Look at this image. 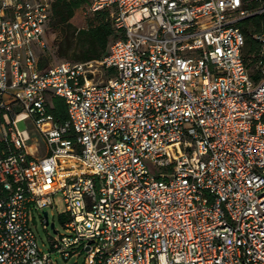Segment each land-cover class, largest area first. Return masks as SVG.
Returning a JSON list of instances; mask_svg holds the SVG:
<instances>
[{"label":"built area","instance_id":"1","mask_svg":"<svg viewBox=\"0 0 264 264\" xmlns=\"http://www.w3.org/2000/svg\"><path fill=\"white\" fill-rule=\"evenodd\" d=\"M54 1L0 0V264H264V65L254 82L240 28L264 0H89L122 36L41 69ZM58 194L44 252L33 227Z\"/></svg>","mask_w":264,"mask_h":264},{"label":"trees","instance_id":"2","mask_svg":"<svg viewBox=\"0 0 264 264\" xmlns=\"http://www.w3.org/2000/svg\"><path fill=\"white\" fill-rule=\"evenodd\" d=\"M250 7L256 8L258 4L253 0ZM77 16L85 18L82 28L73 24ZM240 28L246 37L243 59L250 78L258 83L262 79L264 49L261 41L255 36L264 34V16L247 19L240 23ZM54 33L59 36L57 61L53 60L54 55L50 52L48 41ZM121 36V31L115 27L111 9L93 12L90 10L89 0H55L45 27L47 49L39 53L40 68L46 69L59 62L79 63L101 59L108 54L111 44ZM47 108L53 115L55 124L61 125L68 120L67 106L62 98L48 96ZM7 155L8 148L2 139L0 158ZM28 160L31 158L28 157Z\"/></svg>","mask_w":264,"mask_h":264},{"label":"rangeland","instance_id":"3","mask_svg":"<svg viewBox=\"0 0 264 264\" xmlns=\"http://www.w3.org/2000/svg\"><path fill=\"white\" fill-rule=\"evenodd\" d=\"M84 21L85 18H83L82 16H77L73 20V24L77 28H82V26L84 25ZM47 36H49L48 32H47ZM48 41L50 45V52L54 55L53 60L54 61L59 60L56 54L57 45L59 43L58 34L54 33L52 38H50ZM18 128L20 131H24V130L27 131L30 136V141L27 143V145L29 147V153H30L29 157L31 158V160L39 159L45 156L46 155L45 139L42 136L40 130L34 124V122L31 119L21 120L18 123ZM1 140L2 138H1V129H0V141ZM56 204H57V208L46 209V212L49 213V221H50V226L47 228L48 230L46 231L43 228L38 217H37V225L33 227L35 234L37 236L38 245L41 248V250H43L44 252H48L50 249L49 236L54 237V230L51 227V223H55L56 230H58L60 233L63 232V228L61 224L62 221L58 215L60 212L64 210V204L62 201V196L60 194L56 196ZM53 258L58 261V264H66L59 255L54 254Z\"/></svg>","mask_w":264,"mask_h":264},{"label":"water","instance_id":"4","mask_svg":"<svg viewBox=\"0 0 264 264\" xmlns=\"http://www.w3.org/2000/svg\"><path fill=\"white\" fill-rule=\"evenodd\" d=\"M44 216H45V218L47 219V217H48V213L45 211L44 212ZM51 227H53V224H51Z\"/></svg>","mask_w":264,"mask_h":264}]
</instances>
